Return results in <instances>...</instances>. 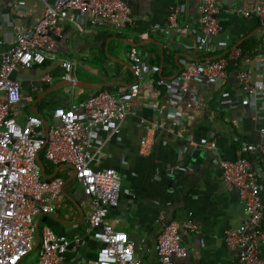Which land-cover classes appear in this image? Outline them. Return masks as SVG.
Here are the masks:
<instances>
[{"label": "crops", "instance_id": "1", "mask_svg": "<svg viewBox=\"0 0 264 264\" xmlns=\"http://www.w3.org/2000/svg\"><path fill=\"white\" fill-rule=\"evenodd\" d=\"M46 1L56 0H0V63L14 43L11 24L30 26L44 14ZM127 1L133 9L134 23L126 29L87 25L80 32L64 21L63 35L58 39V58L13 72L23 92L21 102L13 106L14 116L24 125L30 114H38L32 108L33 102L62 79L59 75L64 59L75 61V76L81 84L61 88L37 102L49 123L54 122V107L70 106L101 90L114 95L123 93L136 79L127 52L132 46L137 47L145 64L151 68L158 65L159 71L147 75L140 94L129 105L121 131L109 138L105 129L97 134V145L108 139L94 166L116 168L122 174L119 204L109 209L108 219L115 228L129 233L142 264H160L156 243L162 230L163 210L169 218L192 219L197 225L196 231H183L182 243L187 246L188 255L176 258L177 264H243L240 250L229 247L224 234L246 217L245 201L239 188L224 178L222 169L213 160L234 157L243 140H258L264 121L252 119L253 108L239 98L240 84L234 68L216 82L192 80L182 104L176 103L178 96L168 89L166 81L191 61L217 57L220 50L237 51L244 40L252 37L264 38V24L259 19L236 12L264 0H218L222 30L209 38L202 51L186 47L202 35L198 0ZM175 7L179 25L169 35L155 31ZM46 72L55 75L52 83L42 82ZM259 76L264 77V67ZM229 99L233 105H229ZM241 106L246 108V116H242ZM175 119L180 122L178 126L173 123ZM179 131L190 133L194 144L181 138ZM146 135L154 136L155 141L152 151L141 155L140 144ZM210 141H215L216 146L208 145ZM254 157V165L262 166L264 199V156ZM39 158L44 163L45 175L49 178L62 175L65 185L52 201L55 212L36 216L35 223L40 232L49 225L57 234L81 237L80 255L69 252L60 264H87L100 246L98 240L85 233L93 210L92 199L83 192L71 165H55L44 151Z\"/></svg>", "mask_w": 264, "mask_h": 264}, {"label": "built area", "instance_id": "2", "mask_svg": "<svg viewBox=\"0 0 264 264\" xmlns=\"http://www.w3.org/2000/svg\"><path fill=\"white\" fill-rule=\"evenodd\" d=\"M198 9L202 35L186 47L202 51L209 38L221 32L222 23L218 17V0H198ZM177 12L178 7H175L167 21L155 31L171 34L179 25ZM236 12L244 17H256L264 24V3H251ZM64 21L80 32L87 25H106L122 31L134 23V16L127 0H56L54 3L46 1L44 14L30 26L11 24L14 43L0 63V264H21L33 251L38 241L35 217L54 213L52 201L63 191L65 177L45 175L38 160L41 151L55 165H71L83 192L92 199L93 210L85 233L98 240L100 246L96 256L87 259V264H142L129 233L115 228L108 219L109 209L119 204L122 174L116 168L99 169L94 163L101 157L107 139L121 131L129 105L140 94L147 75L157 73L159 67L147 66L142 52L132 46L127 55L136 79L123 93L114 95L101 90L70 106L54 107V122L49 123L48 128L43 126L44 120L38 114H30L24 125L14 116L13 106L21 102L23 92L13 72L58 58V39L63 35ZM230 61L235 63L239 98L253 108L252 119L264 121V77L259 76L264 67V53H243L240 48L230 50L227 55L190 62L166 81L168 89L177 94L176 103L182 104L192 80L205 84L222 80L227 76ZM74 66V60H62L63 71L59 77L75 81ZM54 78L53 73L46 72L42 82L52 83ZM229 101V105H233L232 100ZM240 111L242 116L247 115L246 108L241 106ZM173 123L178 126L180 122L175 119ZM101 129L107 130L109 135L97 145ZM183 131L178 135L194 144L192 135ZM259 133L258 140H243L234 157L213 160V164L222 169L224 178L239 188L245 201L246 217L238 226L227 228L224 234L227 245L240 250L243 264H264L262 166H255L250 158V155L264 156V125L260 126ZM154 141L152 135L143 137L140 154H149ZM207 144L216 146L215 141ZM160 221L162 230L156 243L159 263L177 264L176 258L188 255V248L182 243L183 231H196L197 225L192 219L169 218L164 210ZM81 241V237L57 234L45 225L35 264H60L69 252L80 255Z\"/></svg>", "mask_w": 264, "mask_h": 264}, {"label": "water", "instance_id": "3", "mask_svg": "<svg viewBox=\"0 0 264 264\" xmlns=\"http://www.w3.org/2000/svg\"><path fill=\"white\" fill-rule=\"evenodd\" d=\"M246 39V38H245ZM73 75L75 76V68L73 69ZM177 74V73H176ZM175 75L172 76V78H174ZM171 78V79H172ZM81 82L78 81L77 79H75V81H70V80H65V79H61L58 83H55L54 85L50 86L49 88H47L45 91H43L33 102L32 108L34 111H36L44 120V127L48 128L49 127V119L47 118V116L36 106L37 102L44 99L45 97H47V95H51L54 92L58 91L61 88H64L66 86H80ZM38 160L43 168V170L45 171V167H44V163L43 161H41V159L38 157ZM38 241L37 244L35 245L34 249H37L38 247V243L40 242V238H41V232L40 229L38 227Z\"/></svg>", "mask_w": 264, "mask_h": 264}, {"label": "trees", "instance_id": "4", "mask_svg": "<svg viewBox=\"0 0 264 264\" xmlns=\"http://www.w3.org/2000/svg\"><path fill=\"white\" fill-rule=\"evenodd\" d=\"M239 48L242 49L243 53H245V52H252V53L262 52L264 50V38L252 37L250 39H246L240 44ZM218 52L220 53V55H222V54L227 55V54H229L230 50H226V51H221L220 50ZM165 61H168V59L166 58ZM169 61L171 62V64H173L172 58ZM191 62H194V61H191ZM167 64H166L165 67H167V69H168ZM233 68H235V63H234V61H230L228 70L229 69L231 70ZM257 156H260V155H257ZM250 158H251V160L253 161V164H254L255 163L254 162V158H255L254 155H250ZM263 225H264V223H263Z\"/></svg>", "mask_w": 264, "mask_h": 264}, {"label": "rangeland", "instance_id": "5", "mask_svg": "<svg viewBox=\"0 0 264 264\" xmlns=\"http://www.w3.org/2000/svg\"><path fill=\"white\" fill-rule=\"evenodd\" d=\"M38 258V249L33 250L21 262V264H35Z\"/></svg>", "mask_w": 264, "mask_h": 264}]
</instances>
